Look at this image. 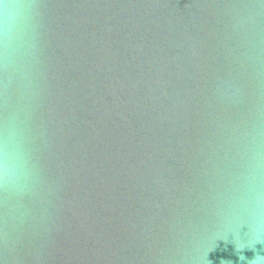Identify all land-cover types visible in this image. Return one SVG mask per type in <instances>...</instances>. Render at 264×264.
I'll list each match as a JSON object with an SVG mask.
<instances>
[{
    "label": "water",
    "instance_id": "obj_1",
    "mask_svg": "<svg viewBox=\"0 0 264 264\" xmlns=\"http://www.w3.org/2000/svg\"><path fill=\"white\" fill-rule=\"evenodd\" d=\"M33 3L0 59L31 161L0 189V264L264 256V0Z\"/></svg>",
    "mask_w": 264,
    "mask_h": 264
},
{
    "label": "clouds",
    "instance_id": "obj_2",
    "mask_svg": "<svg viewBox=\"0 0 264 264\" xmlns=\"http://www.w3.org/2000/svg\"><path fill=\"white\" fill-rule=\"evenodd\" d=\"M33 0H0V59L10 62L27 46L36 18ZM31 176V161L20 132L8 125L0 133V189H22ZM257 211L264 204L257 200ZM244 259V257H241ZM251 264H264L257 254Z\"/></svg>",
    "mask_w": 264,
    "mask_h": 264
}]
</instances>
